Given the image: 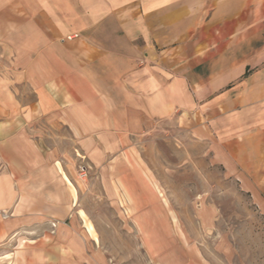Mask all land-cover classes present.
<instances>
[{
	"label": "crops",
	"instance_id": "crops-1",
	"mask_svg": "<svg viewBox=\"0 0 264 264\" xmlns=\"http://www.w3.org/2000/svg\"><path fill=\"white\" fill-rule=\"evenodd\" d=\"M263 8L0 0V264L80 260V159L143 230L167 217L143 157L156 135L182 170L220 168L264 202Z\"/></svg>",
	"mask_w": 264,
	"mask_h": 264
},
{
	"label": "rangeland",
	"instance_id": "rangeland-1",
	"mask_svg": "<svg viewBox=\"0 0 264 264\" xmlns=\"http://www.w3.org/2000/svg\"><path fill=\"white\" fill-rule=\"evenodd\" d=\"M257 17L263 18L264 38V8ZM149 140L157 150L143 157L150 161L155 176L151 187L167 217H152L143 230L128 216L129 203L107 199L95 172L76 161V216L87 245L77 250L80 260L75 263L264 264V202L247 189L256 187L239 184L220 168L198 173L189 165L182 170L176 165L180 155L174 152L173 138L156 135ZM177 167L183 175H177ZM203 211L205 216L199 215ZM50 224L55 227L56 222Z\"/></svg>",
	"mask_w": 264,
	"mask_h": 264
},
{
	"label": "built area",
	"instance_id": "built-area-1",
	"mask_svg": "<svg viewBox=\"0 0 264 264\" xmlns=\"http://www.w3.org/2000/svg\"><path fill=\"white\" fill-rule=\"evenodd\" d=\"M81 171H83V169H81Z\"/></svg>",
	"mask_w": 264,
	"mask_h": 264
}]
</instances>
